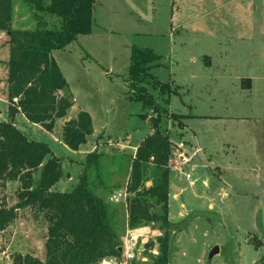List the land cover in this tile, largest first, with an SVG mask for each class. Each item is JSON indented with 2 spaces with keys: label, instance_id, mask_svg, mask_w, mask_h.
Listing matches in <instances>:
<instances>
[{
  "label": "rangeland",
  "instance_id": "1",
  "mask_svg": "<svg viewBox=\"0 0 264 264\" xmlns=\"http://www.w3.org/2000/svg\"><path fill=\"white\" fill-rule=\"evenodd\" d=\"M15 11V28L36 25L20 1ZM8 39L0 31L2 118L9 104ZM133 47L159 56L145 76L159 111L131 99ZM53 54L74 105L52 132L21 118L16 126L61 157L64 174L54 191H72L85 173L87 155L98 153L99 167L87 170V182L115 214L122 248L133 229L128 205L137 193L129 192L131 161L152 133V122L159 121L171 140L182 144L174 146L170 159V185L180 191L169 192V220L175 226L169 264H264V0H95L91 33ZM156 80L167 84L163 90ZM81 110L91 115L93 132L72 150L63 131ZM156 177L151 164L145 186ZM20 188L19 180L0 182V199L15 206ZM119 193L123 197L115 202ZM149 202L151 211L160 214L161 206ZM17 213L0 232V264H13L18 253L45 261L48 212L28 206ZM137 229L135 257L121 250L101 263L147 264L150 255H158V240L166 231L161 223ZM215 246L220 251L210 259Z\"/></svg>",
  "mask_w": 264,
  "mask_h": 264
},
{
  "label": "trees",
  "instance_id": "2",
  "mask_svg": "<svg viewBox=\"0 0 264 264\" xmlns=\"http://www.w3.org/2000/svg\"><path fill=\"white\" fill-rule=\"evenodd\" d=\"M17 1L32 14L34 27H14ZM94 6L95 0H0V31L9 38V58L5 63L9 120H0V182H21L15 206L9 207L4 198L0 199V232L17 218L18 210L28 206L47 211L49 221L46 260L18 253L13 264H99L106 256L122 254L115 214L87 182V170L99 167V154L87 155L85 173L72 191H54L64 174L61 157L47 143L29 139L15 124L17 114L23 113L29 122L52 132L57 120L67 117L75 100L53 52L65 49L79 35L91 33ZM158 58L152 49L133 47L129 69L131 99L155 111L161 106L148 91L145 76ZM156 84L162 90L167 85L161 86L157 80ZM159 123L152 122L153 132L138 146L131 161L129 183V192H137L128 205L129 226L137 228L155 222L166 230L158 240L159 254L150 255L147 264H169L170 231L175 227L169 220L168 203L170 159L175 144L169 130H162ZM63 132L64 143L72 150L79 149L93 132L91 115L79 111L76 118L66 121ZM151 164L157 177L146 187L145 175ZM140 187H144L142 191ZM149 199L161 206L160 214L151 211Z\"/></svg>",
  "mask_w": 264,
  "mask_h": 264
},
{
  "label": "built area",
  "instance_id": "3",
  "mask_svg": "<svg viewBox=\"0 0 264 264\" xmlns=\"http://www.w3.org/2000/svg\"><path fill=\"white\" fill-rule=\"evenodd\" d=\"M187 178H190V176L187 175ZM124 195H127V193H124ZM122 197H123V193H119V194L114 196L113 200L115 202H119ZM138 230L139 229H137V228L130 229L128 231L124 245L122 246V251L125 252L129 258L135 257V253H136L137 248H138L139 236H140V234H137ZM100 264H117V263L114 260H104Z\"/></svg>",
  "mask_w": 264,
  "mask_h": 264
},
{
  "label": "crops",
  "instance_id": "4",
  "mask_svg": "<svg viewBox=\"0 0 264 264\" xmlns=\"http://www.w3.org/2000/svg\"><path fill=\"white\" fill-rule=\"evenodd\" d=\"M6 49L9 51V46H7L6 47ZM55 51V50H54ZM8 58H9V56H8ZM8 58H7V60H8ZM7 60H4V61H7ZM5 67H6V65H5ZM7 67H6V72H5V75H6V78H7ZM2 111H0V117H1V119L3 120V121H7V120H9V115H7V117L6 118H2ZM18 118H21V120H22V122H24L23 121V119L24 120H26L27 122H29L27 119H26V117H25V115L23 114V113H19V114H17V116H16V119H15V124L17 125V120H18ZM58 121V120H57ZM31 123V122H30ZM36 125V124H35ZM153 132V131H152ZM151 134V133H150ZM175 144V143H174ZM140 145V144H139ZM138 145V146H139ZM175 145H177V146H180V145H182V144H175ZM138 148V147H137ZM54 189V188H53ZM183 191V190H182Z\"/></svg>",
  "mask_w": 264,
  "mask_h": 264
},
{
  "label": "water",
  "instance_id": "5",
  "mask_svg": "<svg viewBox=\"0 0 264 264\" xmlns=\"http://www.w3.org/2000/svg\"><path fill=\"white\" fill-rule=\"evenodd\" d=\"M171 189L174 191V193H178L179 191H180V189H179V187H177L175 184H171ZM122 250V248L120 247V251ZM219 251H220V248H219V246H215L212 250H211V252H210V254H209V258L211 259V258H213L216 254H218L219 253Z\"/></svg>",
  "mask_w": 264,
  "mask_h": 264
}]
</instances>
